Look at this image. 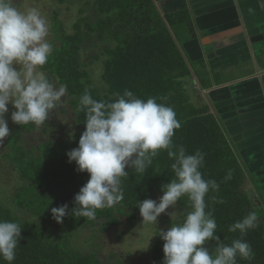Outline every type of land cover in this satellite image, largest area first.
Returning <instances> with one entry per match:
<instances>
[{
    "label": "trees",
    "instance_id": "trees-1",
    "mask_svg": "<svg viewBox=\"0 0 264 264\" xmlns=\"http://www.w3.org/2000/svg\"><path fill=\"white\" fill-rule=\"evenodd\" d=\"M169 1L175 0H53L58 5L79 3V13L88 14L73 26L72 33L56 14L51 26L53 51L42 69L57 86H66L76 131L55 127L61 131L57 133L49 125L43 131L50 134L49 138L29 148L28 138L39 132V126L15 124L2 140L5 152L0 161L10 162L9 173L18 178L10 189L4 188L14 190L12 204L0 199V221L17 222L22 228L12 264H107L100 257V246L96 252L85 250L96 245L100 234L125 224L123 219L128 231L143 225L138 201L158 202L163 195L162 186L175 175L171 167L174 160L166 150L160 151L143 173L126 169L128 175L120 178L119 185L123 199L115 206L96 210L94 218L69 214L63 223L53 219L52 208L67 204L71 212L74 196L89 179V174L79 172L66 155L78 147L85 131L81 96L87 91L94 100L109 102L125 90L142 100L157 98L158 103L174 109L181 127L175 130L173 150L182 146L187 154L203 153V178L219 185L205 196V210L217 224L216 235L225 244L243 239L251 246L252 255L248 259L238 256L236 264H264V207L255 206L245 191L247 174L218 120L207 108H197L188 96L192 65L176 30H187L192 16L187 9L161 10L159 4ZM174 209L178 212L176 221L182 220L179 213L189 209L187 197L177 201ZM250 212H255L258 227L243 236L239 231H229L230 225ZM157 237L152 239L144 264H164V241ZM207 244L213 250L217 247L215 240L207 241L204 247ZM0 264L8 262L0 258Z\"/></svg>",
    "mask_w": 264,
    "mask_h": 264
},
{
    "label": "clouds",
    "instance_id": "clouds-1",
    "mask_svg": "<svg viewBox=\"0 0 264 264\" xmlns=\"http://www.w3.org/2000/svg\"><path fill=\"white\" fill-rule=\"evenodd\" d=\"M48 35V22L38 8L21 10L14 0H0V141L10 134L5 119L10 104L15 109L11 113L15 124L36 126L43 125L63 104L66 86H57L42 70L53 51ZM80 106L86 111L85 131L78 147L66 155L89 179L74 196L70 213L67 204L51 209L57 223L69 214L94 218L96 210L118 204L123 199L120 178L128 175L126 169L143 173L166 150L174 160V178L162 186L158 202L147 199L137 204L143 224H157L162 213L187 197L189 209L179 213L182 220L167 231H158L164 241V264H236L238 256L248 259L252 255L243 239L225 244L216 235L217 224L205 210V196L219 185L203 178V153L187 154L182 146L173 150V136L181 124L172 107L154 97L142 100L129 90L109 102L94 100L85 91ZM169 215L173 218L177 213ZM258 226L255 212H250L230 225L229 231L243 236ZM21 231L17 222L0 221V258L8 264L15 260ZM210 240L217 241L212 253L204 247Z\"/></svg>",
    "mask_w": 264,
    "mask_h": 264
},
{
    "label": "crops",
    "instance_id": "crops-1",
    "mask_svg": "<svg viewBox=\"0 0 264 264\" xmlns=\"http://www.w3.org/2000/svg\"><path fill=\"white\" fill-rule=\"evenodd\" d=\"M169 5L192 16L181 41L192 65L188 96L218 120L247 174L245 191L264 207V0H175L159 7Z\"/></svg>",
    "mask_w": 264,
    "mask_h": 264
},
{
    "label": "rangeland",
    "instance_id": "rangeland-1",
    "mask_svg": "<svg viewBox=\"0 0 264 264\" xmlns=\"http://www.w3.org/2000/svg\"><path fill=\"white\" fill-rule=\"evenodd\" d=\"M14 3L21 10L29 7H35L40 10L41 14L48 22L49 35L47 38L50 42L53 39L51 26L55 20L56 14L61 15L59 21L66 27L69 33L73 32L72 28L78 21L88 16V14L81 15L79 13V10L82 8L79 3L58 5L57 3H54L53 0H14ZM176 33L181 36V39H184V35L187 34L186 30H181L179 28H177ZM193 67L195 68L196 65L193 64ZM63 110H66L64 114L62 113ZM13 111H15V109L10 104L9 112L5 116L10 130L15 126V123L11 120V113ZM48 126L50 130H55L57 133H60L61 131L54 129L55 127L69 132L76 131L75 113L69 105L67 96L63 98V104L51 113L50 118L43 125L39 126V132H35L32 136H29V148L32 146H39L43 141H46L49 138L50 134H45L43 132L48 129ZM2 148H5V145L0 141V156H3V152H5ZM9 166L10 162L4 160L0 161V190L4 191H0V199L1 201H5L7 205L12 204L11 197L14 194V190L6 191L4 188L10 189V186H14L16 181H18L17 176L14 174L10 175ZM247 193L248 195L251 194L249 191ZM253 199L255 206H258L259 202L256 201V198L253 197ZM173 212H175V209L170 207L166 210V213H162L158 217L157 224H143L132 231H128V223L123 219V223L125 224H122L121 227L114 228L106 235L100 234L101 238H97V240L94 241L96 245L89 246L88 249L85 250V253L96 252L98 250L97 247L100 246V257L107 264H117L119 261H122L124 264H144L147 259L145 254L149 253V248L153 246H150L152 244V239L158 238L157 232L161 229L167 231L172 226V224H168V221L177 222L176 216L172 218V216L169 215V213ZM176 213L178 214V212ZM124 232H127V234H124ZM114 256L115 259H112L111 257Z\"/></svg>",
    "mask_w": 264,
    "mask_h": 264
},
{
    "label": "water",
    "instance_id": "water-1",
    "mask_svg": "<svg viewBox=\"0 0 264 264\" xmlns=\"http://www.w3.org/2000/svg\"><path fill=\"white\" fill-rule=\"evenodd\" d=\"M166 9H168V11H166V12H169V13L172 12V10H169V9H171V6L170 5Z\"/></svg>",
    "mask_w": 264,
    "mask_h": 264
},
{
    "label": "flooded vegetation",
    "instance_id": "flooded-vegetation-1",
    "mask_svg": "<svg viewBox=\"0 0 264 264\" xmlns=\"http://www.w3.org/2000/svg\"><path fill=\"white\" fill-rule=\"evenodd\" d=\"M208 250H209V252L211 253L212 249L210 248V249H208Z\"/></svg>",
    "mask_w": 264,
    "mask_h": 264
}]
</instances>
